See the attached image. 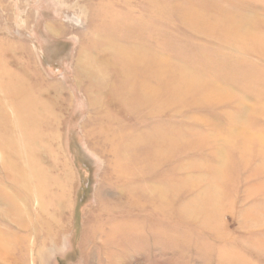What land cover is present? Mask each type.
Listing matches in <instances>:
<instances>
[{
  "label": "rangeland",
  "instance_id": "obj_1",
  "mask_svg": "<svg viewBox=\"0 0 264 264\" xmlns=\"http://www.w3.org/2000/svg\"><path fill=\"white\" fill-rule=\"evenodd\" d=\"M0 264H264V0H0Z\"/></svg>",
  "mask_w": 264,
  "mask_h": 264
},
{
  "label": "bare ground",
  "instance_id": "obj_2",
  "mask_svg": "<svg viewBox=\"0 0 264 264\" xmlns=\"http://www.w3.org/2000/svg\"><path fill=\"white\" fill-rule=\"evenodd\" d=\"M217 164V163H216Z\"/></svg>",
  "mask_w": 264,
  "mask_h": 264
}]
</instances>
